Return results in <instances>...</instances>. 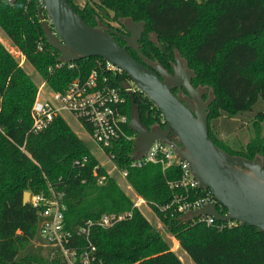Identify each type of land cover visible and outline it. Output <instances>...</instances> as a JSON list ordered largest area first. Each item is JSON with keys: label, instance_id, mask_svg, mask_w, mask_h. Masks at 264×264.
<instances>
[{"label": "trees", "instance_id": "trees-1", "mask_svg": "<svg viewBox=\"0 0 264 264\" xmlns=\"http://www.w3.org/2000/svg\"><path fill=\"white\" fill-rule=\"evenodd\" d=\"M65 1L89 26L100 20L108 29L115 28L103 21L90 3L79 8L72 0ZM95 4L111 11L110 20L129 17L143 21L138 52L168 72L172 73L175 53L185 60L193 71L190 85L204 86L212 94L206 106L207 123L219 111L233 115L251 110L257 99L264 101V0H97ZM36 7L35 0H0V29L33 70L59 90L76 70L84 74L101 58L85 57L74 61V70L61 67L47 72L58 53L43 37ZM114 38L124 44L118 36ZM127 52L142 62L133 49L127 48ZM113 79L117 83L130 80L122 71ZM35 91L36 84L0 42V264H69L56 253H43L40 244L34 245L39 239L38 217L29 203L21 202L24 190L46 192V181L55 182L57 177H61L55 187L63 191L66 228L103 213L131 210L130 218L110 227H91L93 264H183L162 231L173 236L193 264H264V233L253 226L237 224L218 230L157 208L175 192L166 180L178 176L177 166L164 171L153 163L129 167L132 141L118 140L106 148L116 167L126 169L125 182L160 221L161 227L155 228L140 210L131 208L130 198L117 184V170L106 175L105 169L97 166L93 174L96 158L64 120L55 117L42 131L29 133ZM206 97L204 94L202 99ZM130 101L137 106L143 126L164 124L160 111L142 92L126 95L123 111L127 114ZM253 121V135L239 149L229 148L209 130L208 134L230 155L250 160L260 157L264 169V104ZM126 130L134 133L128 127ZM84 156L82 166L73 165ZM103 175L98 183L97 178ZM77 244L81 246L82 239H77Z\"/></svg>", "mask_w": 264, "mask_h": 264}, {"label": "water", "instance_id": "water-1", "mask_svg": "<svg viewBox=\"0 0 264 264\" xmlns=\"http://www.w3.org/2000/svg\"><path fill=\"white\" fill-rule=\"evenodd\" d=\"M13 3L15 0H7ZM43 37L57 53V60L75 61L97 56L117 66L136 88L160 111L161 126L142 125L137 106L130 101L129 129L135 133L130 158L138 159L154 140L173 148L175 155L186 161L200 188H208L215 201L225 208L220 214L215 203L208 202L186 213L188 221L199 215H210L217 221L236 220L240 226H253L264 233V169L260 157L247 159L230 155L217 147L208 134L206 106L212 100L204 86L193 88L189 80L193 71L185 60L175 55L172 73L138 52L143 21L122 20L121 34L98 22L89 26L70 8L65 0H35ZM48 18L49 25L43 18ZM114 36L124 42L120 45ZM127 48L133 49L138 61ZM178 88L177 94L173 89ZM180 89H184L185 93ZM207 97L202 100V96ZM130 95V94H129ZM29 191L22 192L27 203Z\"/></svg>", "mask_w": 264, "mask_h": 264}, {"label": "built area", "instance_id": "built-area-1", "mask_svg": "<svg viewBox=\"0 0 264 264\" xmlns=\"http://www.w3.org/2000/svg\"><path fill=\"white\" fill-rule=\"evenodd\" d=\"M44 19L49 25L48 18L45 16ZM23 61L24 56L20 54L17 64L21 65ZM61 67L76 69L74 61L57 60L53 66L48 67L47 72L50 73L53 69ZM120 71L117 66L101 59L96 60L94 66L84 74L76 70V74L59 90L51 88L44 80L36 88L30 105L28 132L33 134L40 132L50 124L53 118L60 117L64 120L63 116L67 114L102 151L110 164L109 170H105L106 175L117 170L118 175L124 179L126 169L116 167L112 152L106 151V148H110L118 140L133 143L135 133H129L126 130L129 113L123 111V105L126 95L138 89L130 80L117 83L113 77ZM43 84H45V90L42 92ZM20 149L23 150V147L20 146ZM85 161L84 156L75 159L73 165L82 166ZM97 163L92 170L93 174L97 166H102L98 160ZM148 163L159 164L162 171L174 165L179 169L176 178L166 180L168 187L175 189V192L167 203L157 207L159 210H169L185 216L188 211L213 202L220 214L225 213L222 209L224 207L215 201L211 191L198 186L197 180L189 170L188 163L178 158L170 145L154 140L138 159H131L128 166L139 168ZM104 177L105 175L99 176L97 182L101 183ZM60 180L61 177H57L55 182L47 180L46 192H29L27 203L35 209L38 217L37 235L40 245L56 251L69 264H93L95 246L90 239L91 227H110L118 221L130 218L131 210L103 213L97 218L83 220L73 228H66L63 215L65 210L63 191L56 190L55 187ZM130 200L131 208L140 210L141 205L147 206L140 195L135 194ZM191 220L201 221L218 230L238 224L236 220L217 221L210 215H199ZM79 238L82 239L81 246L77 244Z\"/></svg>", "mask_w": 264, "mask_h": 264}, {"label": "rangeland", "instance_id": "rangeland-1", "mask_svg": "<svg viewBox=\"0 0 264 264\" xmlns=\"http://www.w3.org/2000/svg\"><path fill=\"white\" fill-rule=\"evenodd\" d=\"M77 7L81 8L85 2H88L92 5L93 9L96 10L102 20L108 22L110 26L115 28H120L121 25L118 22H121L122 19L119 21L110 20L111 19V11H104L97 7L95 1L97 0H72ZM100 21V20H98ZM101 22V21H100ZM0 42L8 50V52L12 55L14 60L18 62L20 59V51L19 49L13 45L10 40L5 36V34L0 29ZM177 53H175L176 55ZM22 68L25 72L30 76L32 81L36 84V88L41 85L44 79L33 70L30 64L27 61H23L21 64ZM202 87V86H200ZM42 92L45 90V84L41 88ZM207 92H210L206 89ZM264 104V101L257 99L255 103L252 105L251 110L235 113L233 115H228L225 111H219L217 116H213L208 121V130L210 133L220 142H223L228 145L231 149H239L242 148L243 145L248 141V139L253 135V117L256 111L260 110ZM64 121L66 124L75 132V134L82 139L90 153L101 163L105 170H109L110 164L106 161L105 156L103 155L102 151L98 146H96L87 135L78 127L77 123L70 118L67 114L63 116ZM114 172V171H113ZM112 172V173H113ZM111 173V174H112ZM117 184L123 190V192L132 199L135 195V192L128 186L125 180L117 176ZM28 191V190H25ZM140 212L145 216V218L155 227L160 228L161 223L158 221L154 213L150 210L148 206L141 205ZM162 236L167 240L170 250H172L180 259L183 264H193L189 257L178 247L177 241L173 238V236L166 234L162 231ZM35 244H40L39 239L33 242ZM42 252H48L50 256H53L54 253L58 254L56 251L50 250L46 247H41Z\"/></svg>", "mask_w": 264, "mask_h": 264}, {"label": "flooded vegetation", "instance_id": "flooded-vegetation-1", "mask_svg": "<svg viewBox=\"0 0 264 264\" xmlns=\"http://www.w3.org/2000/svg\"><path fill=\"white\" fill-rule=\"evenodd\" d=\"M98 22H100V21H98ZM97 22V23H98ZM110 29H112V30H115V31H117L118 33H121V34H126L127 35V33H125L123 30H122V27H120V28H117V29H115V28H110ZM120 39H122L120 36H118ZM131 49V48H130ZM143 56V55H142ZM144 57V56H143ZM144 58H146V57H144ZM146 59H148V58H146ZM149 60V59H148ZM151 61V60H150ZM152 62H155V61H152ZM178 91H179V89L178 88H175V90H174V94H177L178 93ZM180 91L181 92H183V90L182 89H180ZM183 93H185V92H183ZM205 99V98H204ZM204 99H202V100H204ZM157 125V124H156ZM162 127V126H161Z\"/></svg>", "mask_w": 264, "mask_h": 264}]
</instances>
